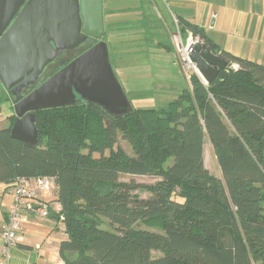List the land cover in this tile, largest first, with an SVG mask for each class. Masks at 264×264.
Returning <instances> with one entry per match:
<instances>
[{"label":"trees","instance_id":"trees-1","mask_svg":"<svg viewBox=\"0 0 264 264\" xmlns=\"http://www.w3.org/2000/svg\"><path fill=\"white\" fill-rule=\"evenodd\" d=\"M179 24L237 67L208 84L192 73L162 108L113 114L78 99L38 110L35 145L11 136L14 114L0 129V183L55 178L65 264H264V64ZM120 135L134 156L117 145ZM207 140L221 177L205 164ZM123 175L160 179L147 185Z\"/></svg>","mask_w":264,"mask_h":264},{"label":"water","instance_id":"water-1","mask_svg":"<svg viewBox=\"0 0 264 264\" xmlns=\"http://www.w3.org/2000/svg\"><path fill=\"white\" fill-rule=\"evenodd\" d=\"M104 34V0H0V82L8 92L35 83L62 49L78 47L87 37L96 39L27 96L16 97L13 138L35 145L36 112L72 105L78 98L113 114L130 109L110 62ZM190 58L207 83L232 66L204 42L193 45Z\"/></svg>","mask_w":264,"mask_h":264},{"label":"crops","instance_id":"crops-1","mask_svg":"<svg viewBox=\"0 0 264 264\" xmlns=\"http://www.w3.org/2000/svg\"><path fill=\"white\" fill-rule=\"evenodd\" d=\"M147 5L156 9V12L150 11L156 14L159 12L162 19L167 18L176 26L180 19L198 25L204 29L211 42L221 50L264 64V0H104L105 32L108 27L111 31L115 28L119 30L118 25L125 24L130 15L134 16L131 20L137 21L140 25ZM149 14L153 15L151 12ZM151 24L153 25L150 28L157 31L159 24L155 18ZM124 31L125 27L123 31H118L120 38H126ZM135 36L141 37V35ZM170 38L171 44H165L161 40L162 42H158L155 46L161 50H172L175 46L171 36ZM187 80L188 87L190 78L187 77ZM10 126L11 121L8 116L1 128ZM208 144L213 149L207 140L205 153ZM31 180L34 183L35 178ZM56 188L55 186L50 189L42 198L50 210L48 217L40 215L39 204L21 207L24 230L19 234L16 243L9 248L8 264H65L60 256L59 246L68 236L63 217H57L62 206L57 200ZM14 192V184L0 183V260L5 258L4 240L1 235L14 204Z\"/></svg>","mask_w":264,"mask_h":264},{"label":"rangeland","instance_id":"rangeland-1","mask_svg":"<svg viewBox=\"0 0 264 264\" xmlns=\"http://www.w3.org/2000/svg\"><path fill=\"white\" fill-rule=\"evenodd\" d=\"M150 10L156 12L155 7L147 5L145 7L146 13L142 16L143 22L140 25L137 24V21H132L131 19L134 16L130 15L125 24L118 25L119 30L115 28L114 31H111L108 30V27L103 36V40L108 45L109 58L115 76L127 95L130 105L139 108H161L166 106L169 101L177 97V94L187 87V77L190 78L191 74L195 73L193 69L185 70L174 41L175 48L172 50H161L155 45L162 42L161 40L165 44H171L170 36L174 39L175 35L181 37L184 43L192 39H199L204 42L203 39L194 36L191 30L186 32L184 36L180 24L176 26L171 20L162 19L159 12L156 14ZM150 12L154 16H150ZM154 18L159 24L157 31L150 28L153 25L151 23H153ZM123 27H125L123 34L126 35V38H120L118 34V31H123ZM135 35H141V37ZM201 79L205 84H208L203 77ZM0 111L1 128L8 116L15 115L12 97L7 93L1 82ZM117 145L121 146L129 155H135L132 145L121 135L118 138ZM204 159L209 171L220 176L216 156L209 144ZM122 179L126 181L134 179L139 183L149 185L156 183L160 178L150 175H123ZM136 192L141 197L149 196V192L145 189H138ZM141 227L145 226L142 225ZM153 230L162 232L159 228ZM159 253L161 255V252H154L155 256Z\"/></svg>","mask_w":264,"mask_h":264},{"label":"built area","instance_id":"built-area-1","mask_svg":"<svg viewBox=\"0 0 264 264\" xmlns=\"http://www.w3.org/2000/svg\"><path fill=\"white\" fill-rule=\"evenodd\" d=\"M173 41L176 44V49L183 63L185 70L193 69L200 77L201 74L197 66L192 62L190 56L193 52V45L201 42L199 39L188 40L184 43L181 37L174 36ZM234 68L237 65L232 64ZM14 204L8 215L7 225L3 228L2 239L4 240V257L0 260V264H8L9 248L19 239V234L23 232L21 207H32L34 204H39V213L42 217L49 216V209L44 200L43 195L50 189L56 186L55 178L52 176H40L35 178L34 183L31 178L18 177L14 183Z\"/></svg>","mask_w":264,"mask_h":264},{"label":"flooded vegetation","instance_id":"flooded-vegetation-1","mask_svg":"<svg viewBox=\"0 0 264 264\" xmlns=\"http://www.w3.org/2000/svg\"><path fill=\"white\" fill-rule=\"evenodd\" d=\"M29 0H26L28 2ZM96 43V39L93 37H87V39L81 43L78 47L72 48V49H62L58 53V55L55 57L54 60H52L43 70V72L40 74L38 79L35 83H31L26 87H23L21 89H16L14 92H8L7 93L12 97V101L14 103L16 97L18 95H21L22 97L27 96L29 93H31L35 88H37L39 85H41L46 79L51 77L53 74L58 72L61 68H63L66 64H68L72 59H74L76 56L80 55L84 51H86L89 47L94 45ZM52 46L55 45L52 42Z\"/></svg>","mask_w":264,"mask_h":264}]
</instances>
